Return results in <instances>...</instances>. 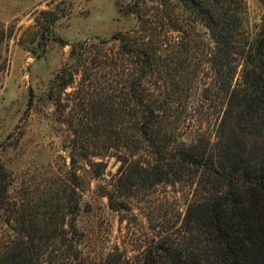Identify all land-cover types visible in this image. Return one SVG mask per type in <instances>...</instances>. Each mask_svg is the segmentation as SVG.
<instances>
[{
    "label": "rangeland",
    "instance_id": "rangeland-1",
    "mask_svg": "<svg viewBox=\"0 0 264 264\" xmlns=\"http://www.w3.org/2000/svg\"><path fill=\"white\" fill-rule=\"evenodd\" d=\"M134 1L0 0V22L13 30L2 44L0 62V165L9 176L7 199L0 202V264H25L29 235L39 248H60V255H70L64 264H108L122 253L131 264H148L147 254L160 238L182 225L194 199L193 186L163 182L138 185L131 196L117 194L113 184L121 162L108 144L121 141L119 93L114 92L111 112V100L100 86L97 107L91 110L81 105L88 96L81 90L86 74L69 82L68 73L78 65L70 57L71 46L131 30L138 21L126 6ZM158 2L145 0L143 7L174 29L169 36L178 35L184 51L177 62L197 75L189 85L190 107L182 108L178 138L190 140L204 130L214 133L217 103L200 94L210 82L207 58L215 40L181 0L166 1V19L156 16ZM240 4L243 28L253 40L263 30L264 0ZM232 5L228 0L226 6ZM75 139L79 143L73 148ZM128 144L137 158L153 157L135 129ZM102 160L108 165L100 173L93 162ZM114 192L116 208L107 195ZM63 230L66 239H61Z\"/></svg>",
    "mask_w": 264,
    "mask_h": 264
},
{
    "label": "trees",
    "instance_id": "trees-1",
    "mask_svg": "<svg viewBox=\"0 0 264 264\" xmlns=\"http://www.w3.org/2000/svg\"><path fill=\"white\" fill-rule=\"evenodd\" d=\"M144 1L126 6L138 21L131 30L71 46L70 57L78 65L68 73L69 82L74 83L79 73L88 77L81 83V90L88 93L81 105L95 110L100 86L111 100L107 102L111 112L116 90L121 98V141L117 146L111 140L108 144L121 162L114 191L131 196L138 185L185 182L193 186L194 199L182 225L160 235L155 250L147 254L148 264H264V26L251 40L240 17L242 0H229L232 6H226L228 0H181L203 20L215 40L207 58L210 82L200 96L215 99L219 114L214 133L199 131L182 140L178 135L183 109L190 107L189 85L197 75L178 64L184 52L181 40L169 36L173 28L155 20L143 7ZM158 1L156 16L168 18L162 10L167 0ZM12 32L0 22V62L2 44ZM133 129L150 148L152 158L143 160L129 152ZM73 142L75 148L79 141ZM76 153L74 149L72 162ZM93 163L100 173L108 165L105 160ZM8 179L0 165L2 204ZM115 192L107 194L112 208L118 204ZM71 227L76 234V227ZM63 231L61 239H66ZM28 242L25 264H64V259H70L59 254L60 248H39L31 235ZM108 264L131 263L122 253Z\"/></svg>",
    "mask_w": 264,
    "mask_h": 264
}]
</instances>
